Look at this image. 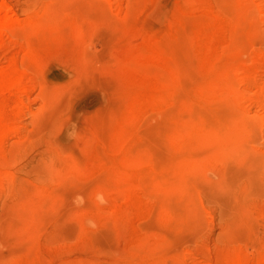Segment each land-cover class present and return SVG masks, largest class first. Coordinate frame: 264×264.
I'll return each mask as SVG.
<instances>
[{"label": "rangeland", "instance_id": "obj_1", "mask_svg": "<svg viewBox=\"0 0 264 264\" xmlns=\"http://www.w3.org/2000/svg\"><path fill=\"white\" fill-rule=\"evenodd\" d=\"M3 1L0 72L22 84L0 87V264L264 260V0ZM239 27L250 79L229 73ZM167 78L174 97L141 99ZM129 130L147 195L111 150Z\"/></svg>", "mask_w": 264, "mask_h": 264}, {"label": "bare ground", "instance_id": "obj_2", "mask_svg": "<svg viewBox=\"0 0 264 264\" xmlns=\"http://www.w3.org/2000/svg\"><path fill=\"white\" fill-rule=\"evenodd\" d=\"M255 9L260 11L262 7L259 5H254ZM10 6L6 1L0 0V43L7 31H10L13 26L15 19L10 15ZM239 38L234 40V37L231 39L234 41V46L236 47V55L234 57L235 67H233L229 73L239 74L244 79H250L254 77L256 74L257 66L263 59H255L252 61L253 66H249L245 68L246 58L249 53H251V49L253 47L254 40L248 35L244 34V30L239 27ZM30 47V48H29ZM29 52L31 51L32 44L28 46ZM170 48L166 44H161L156 52L151 56L154 61H159L165 68L170 70H175L178 68L177 62L174 60L173 55L169 51ZM264 61V60H263ZM162 77V73L159 74ZM161 79V78H160ZM178 79H176L177 81ZM175 83L169 81V79H163L157 87H154V90L151 92H147L141 96V93L137 95V98L141 96V99L148 95H152L154 97L166 99L169 96L174 97L176 94L175 89H177L178 81ZM22 84V75L16 72V64L13 63L9 73L6 71L0 72V87L5 85L19 86ZM139 104H136L134 107V112H137ZM3 111L0 110V140L6 137L12 130V126L8 123L3 116ZM134 119L128 118L127 124H133ZM136 137L135 132L132 130L123 132L121 146L111 148L112 152L116 155V162L121 166V174L126 182H129V190L137 191V193L145 194L147 193V188L145 187L147 181L145 177L148 176L149 169L155 165L154 161L150 158H135L130 157L127 151V146L130 144L133 139ZM148 169V172H146ZM164 177H167L166 175ZM169 180H172L169 178ZM167 181V180H165ZM116 193L123 197L124 193H119L115 190ZM147 195V194H145ZM257 264H264L263 261H259Z\"/></svg>", "mask_w": 264, "mask_h": 264}]
</instances>
